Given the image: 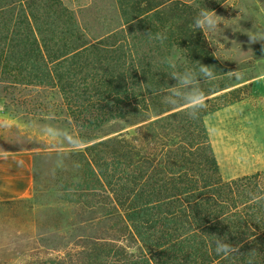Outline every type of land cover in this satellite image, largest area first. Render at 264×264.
I'll list each match as a JSON object with an SVG mask.
<instances>
[{"label": "trees", "instance_id": "16d2710c", "mask_svg": "<svg viewBox=\"0 0 264 264\" xmlns=\"http://www.w3.org/2000/svg\"><path fill=\"white\" fill-rule=\"evenodd\" d=\"M120 11L123 24L93 38L61 0H0V85L59 91L85 140L70 152L77 183L68 222L41 239L35 264H264L260 175L226 181L205 123L243 98L225 103L236 89L205 91L197 120L162 103L160 90L176 81L159 61L173 52L186 66L214 67L217 78L225 72L193 27L197 12L178 1L133 9L129 19L131 10ZM116 121L128 127L88 137ZM68 235L74 244L49 243ZM214 235L241 245L240 254L217 255Z\"/></svg>", "mask_w": 264, "mask_h": 264}, {"label": "rangeland", "instance_id": "374dc122", "mask_svg": "<svg viewBox=\"0 0 264 264\" xmlns=\"http://www.w3.org/2000/svg\"><path fill=\"white\" fill-rule=\"evenodd\" d=\"M61 1L77 14L83 27L93 38L102 35L109 28L123 24L120 9H136L143 12L147 9V4L178 1L186 3L197 12L195 5L199 4L215 11L224 23L219 25L221 32H204L212 52L225 67V72L215 81L203 84V89L208 94L226 89L212 97L236 89L235 92L226 94V103L236 97L245 99L252 96L255 83L258 87L264 85V41L251 43L247 34L256 29L264 30V0ZM134 15L135 12L132 11L127 19ZM244 83L245 85L237 87ZM230 86L234 88L230 89ZM0 108L1 128L6 132L2 137L5 141L2 142L1 148L10 149L13 142L14 147L36 150L32 198L0 203V264H35L36 246L43 244L41 239L52 238L51 229L64 227L68 222L66 219L72 209L67 201L70 195L68 189L73 182L77 183V180L74 178L76 170L70 155L71 149L48 147L50 142L31 125L47 122L49 117H54L52 122L63 130L62 136H78L79 131L67 120L63 100L57 90L1 84ZM230 118L232 120L229 124L236 131L237 139L248 144L247 152L234 153L232 156L233 162L236 163L234 179L252 176L258 172L261 186L264 188V122L255 119V115L248 112L246 106H241L230 113H220L211 118L210 123L220 128ZM238 125L245 127L241 130L242 133ZM127 127L128 123L116 121L88 134V137L103 138L111 134L114 136L117 131ZM133 129L126 131L133 133ZM6 141L10 142L7 144ZM218 164L224 178L225 168L219 162ZM64 215L66 217L61 218ZM64 232H69V229L65 227ZM44 233L48 235L41 238ZM75 242L71 235H68L65 240L49 243L68 245Z\"/></svg>", "mask_w": 264, "mask_h": 264}, {"label": "clouds", "instance_id": "9594fccd", "mask_svg": "<svg viewBox=\"0 0 264 264\" xmlns=\"http://www.w3.org/2000/svg\"><path fill=\"white\" fill-rule=\"evenodd\" d=\"M198 9L194 19V29L200 30L203 33L221 32L219 25L223 23V20L218 16L215 11L206 7H201L196 4ZM224 24V23H223ZM250 42L255 43L257 41H264V30L256 29L247 33ZM150 40H157L161 44L167 39L165 33L159 32L153 35L151 32L147 34ZM160 64L167 65L169 72L168 76L171 77L176 83L172 86L162 88V103L167 105L168 108L173 110L182 111L188 118L197 120L200 114L207 108L208 94L203 89L202 85L205 83H211L217 78V71L214 67L204 65L199 61L194 62V66H186L183 60L175 53L163 57ZM54 117H49V120L44 123H36L31 126L37 128L39 133L46 138L50 143L48 147H68L74 153L81 151L80 145L85 143V140L81 136H62V129L58 128L55 123L52 122ZM62 155V154H58ZM19 163H23L22 161ZM80 166L77 165V168ZM259 203L261 200H254ZM215 236L213 240L214 251L217 255H222L225 258L240 254L239 249L241 245H233L229 243L227 237ZM255 253V251H251ZM251 264V260H249Z\"/></svg>", "mask_w": 264, "mask_h": 264}, {"label": "crops", "instance_id": "0c3cea01", "mask_svg": "<svg viewBox=\"0 0 264 264\" xmlns=\"http://www.w3.org/2000/svg\"><path fill=\"white\" fill-rule=\"evenodd\" d=\"M242 85H245V83L237 87ZM241 106H246L247 111L255 115V119L264 122V85L258 87L255 83L252 96L211 114L205 119L216 158L218 162L224 166V179L228 181L236 178L234 175L236 163L233 162V154L247 152L248 144L241 139H237L236 131L233 130L232 125L229 124L232 118L226 120L225 124L220 128L212 125L213 123H210V120L220 115V113H230ZM238 126L241 127L240 132L242 133L245 127L241 125ZM5 133L1 128L0 119V203H11L31 199L34 194L35 185L36 150L14 147L12 141V148H1L2 142L5 141V139H2ZM6 142L8 144L10 141ZM21 161L23 162L22 164L19 163Z\"/></svg>", "mask_w": 264, "mask_h": 264}]
</instances>
